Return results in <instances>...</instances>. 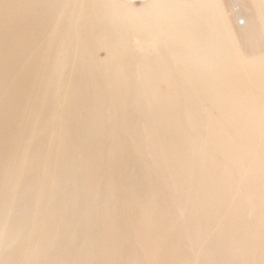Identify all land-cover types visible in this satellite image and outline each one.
I'll use <instances>...</instances> for the list:
<instances>
[{
  "label": "bare ground",
  "instance_id": "obj_1",
  "mask_svg": "<svg viewBox=\"0 0 264 264\" xmlns=\"http://www.w3.org/2000/svg\"><path fill=\"white\" fill-rule=\"evenodd\" d=\"M241 1L236 37L222 0H0V264H264Z\"/></svg>",
  "mask_w": 264,
  "mask_h": 264
},
{
  "label": "rangeland",
  "instance_id": "obj_2",
  "mask_svg": "<svg viewBox=\"0 0 264 264\" xmlns=\"http://www.w3.org/2000/svg\"><path fill=\"white\" fill-rule=\"evenodd\" d=\"M235 2L236 4L233 6L232 0H222L223 12L226 17L227 23L231 28L232 32L234 33V35L238 37L240 32L243 30L242 26L246 23L244 21L248 19V15H247L248 10L241 0H237ZM168 193H169L168 188L165 190V193L157 192L159 196L156 197V199H158L159 197H163L164 199H166ZM165 208L169 212H175L177 210V207L174 204L171 205L170 202H168ZM178 218H180V216H178ZM175 234L178 235L176 231Z\"/></svg>",
  "mask_w": 264,
  "mask_h": 264
}]
</instances>
